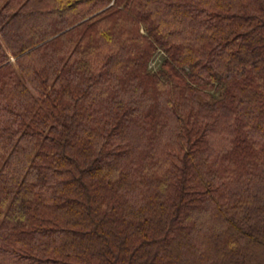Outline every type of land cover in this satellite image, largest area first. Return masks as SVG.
<instances>
[{
	"label": "trees",
	"instance_id": "16d2710c",
	"mask_svg": "<svg viewBox=\"0 0 264 264\" xmlns=\"http://www.w3.org/2000/svg\"><path fill=\"white\" fill-rule=\"evenodd\" d=\"M0 264H264V0H0Z\"/></svg>",
	"mask_w": 264,
	"mask_h": 264
}]
</instances>
